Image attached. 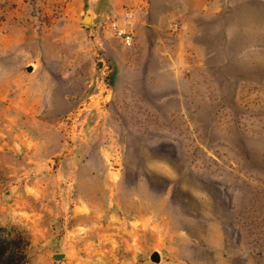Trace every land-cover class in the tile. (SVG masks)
<instances>
[{"label":"rangeland","instance_id":"obj_1","mask_svg":"<svg viewBox=\"0 0 264 264\" xmlns=\"http://www.w3.org/2000/svg\"><path fill=\"white\" fill-rule=\"evenodd\" d=\"M18 238L28 264H264V0H0Z\"/></svg>","mask_w":264,"mask_h":264},{"label":"trees","instance_id":"obj_2","mask_svg":"<svg viewBox=\"0 0 264 264\" xmlns=\"http://www.w3.org/2000/svg\"><path fill=\"white\" fill-rule=\"evenodd\" d=\"M24 241L0 240V264H28Z\"/></svg>","mask_w":264,"mask_h":264},{"label":"built area","instance_id":"obj_3","mask_svg":"<svg viewBox=\"0 0 264 264\" xmlns=\"http://www.w3.org/2000/svg\"><path fill=\"white\" fill-rule=\"evenodd\" d=\"M111 28L113 29L114 33L120 37L126 44L132 43V35L127 32L126 29L122 28L117 22L111 24Z\"/></svg>","mask_w":264,"mask_h":264},{"label":"water","instance_id":"obj_4","mask_svg":"<svg viewBox=\"0 0 264 264\" xmlns=\"http://www.w3.org/2000/svg\"><path fill=\"white\" fill-rule=\"evenodd\" d=\"M89 20H90V17H87L86 18V21L87 22H89ZM33 70V68L32 67H30L29 68V71H32ZM57 258H60V257H62L61 255H58V256H56ZM151 260L153 261V262H155V263H160L161 262V256H160V254L158 253V252H155L153 255H152V257H151Z\"/></svg>","mask_w":264,"mask_h":264},{"label":"bare ground","instance_id":"obj_5","mask_svg":"<svg viewBox=\"0 0 264 264\" xmlns=\"http://www.w3.org/2000/svg\"><path fill=\"white\" fill-rule=\"evenodd\" d=\"M90 21V20H89Z\"/></svg>","mask_w":264,"mask_h":264}]
</instances>
